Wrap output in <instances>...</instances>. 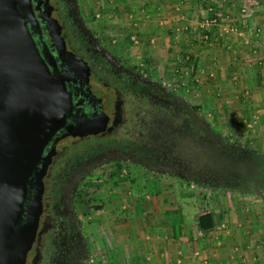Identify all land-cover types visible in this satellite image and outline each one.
<instances>
[{
  "label": "flooded vegetation",
  "instance_id": "af4514ba",
  "mask_svg": "<svg viewBox=\"0 0 264 264\" xmlns=\"http://www.w3.org/2000/svg\"><path fill=\"white\" fill-rule=\"evenodd\" d=\"M30 4V35L51 73L55 67L62 74L72 109L28 180L0 264H90L79 201L84 185L130 163L201 177L194 166L211 170L214 156L232 144L201 128L193 105L88 30L79 0Z\"/></svg>",
  "mask_w": 264,
  "mask_h": 264
},
{
  "label": "rangeland",
  "instance_id": "374dc122",
  "mask_svg": "<svg viewBox=\"0 0 264 264\" xmlns=\"http://www.w3.org/2000/svg\"><path fill=\"white\" fill-rule=\"evenodd\" d=\"M79 1L81 18L86 28L93 31L115 55L122 57L125 62L127 60L129 65L143 70V73L158 81L167 90H174L187 103L200 106L209 123L216 126L225 135L235 136L239 132L242 135L249 132L264 139V121L258 118V113L253 115V118H242L237 112L242 109V106L236 103L234 96L237 93L235 70L230 73L228 79H223V81L227 79L225 82L230 84V88H224L220 81V71L214 70L215 67L208 64V61L202 64L197 61L196 55L194 62L199 68L202 65V68L192 75L191 65L189 62L186 63L187 60H182V56H180L183 51L191 52L189 50L192 49L205 53V50L212 46L214 31H217L218 35L220 32L226 35L227 32H224V28L231 26H234L238 31V26H240L238 25L240 24L238 16L245 9H242L241 5L239 6L240 0H199L205 9V14L198 15L199 12H190L188 17L184 9L187 1L175 0L176 9L174 6H171L170 9L164 7L165 11L163 10L164 15H162L160 8L157 12L161 15H158L157 21L154 17L148 16V12L151 11L141 7L139 14L135 17L132 16L126 3L128 0ZM166 1L168 2V0ZM211 2L214 3L212 7L216 16H219V20L217 25L212 27L209 39L204 41L201 38L202 31L197 30L196 25L207 16L206 7ZM173 10L179 18L178 20L174 19L183 28L184 33L181 35H184V38L182 41L191 43L187 47L185 43L182 45L178 43L180 40L178 30L174 25H171L172 17L175 16ZM131 18L133 20L152 18L153 21L149 24H153L151 34L155 35L156 39L153 42H147L142 37L138 39L137 43H134L130 37L135 33L131 29H137L140 22L135 21L137 23L132 25L134 21H130ZM198 31L200 33L197 36ZM189 33H192L191 36L195 35V38L191 37ZM172 37H175L173 41H171ZM113 172L114 175L109 178L104 173L87 183L86 186L84 185L82 197L79 199L81 202L80 212L82 213L81 222L86 232L90 259H92L90 264H118L113 261L110 246L117 235L123 237L125 230L131 228L130 225L135 227L136 224L137 228L140 227L138 223L142 219L137 220L136 218L138 214L142 215L141 208L157 209L158 205L171 204L175 202L173 196L179 197L181 202L189 204L188 208L191 212L205 208L217 209L224 204L223 201H227L226 197H229L234 205H238L234 202L238 195L219 194L210 200H205L202 194L196 193L191 182L186 183L171 174H162L157 169L145 171L130 163L115 168ZM242 195L239 194L241 197ZM243 196L250 195L244 194ZM245 201V205L249 206L251 202L247 199ZM179 204L183 205L180 202ZM131 214L134 216H132L133 218ZM133 220L135 223L132 222ZM133 231H137L136 227Z\"/></svg>",
  "mask_w": 264,
  "mask_h": 264
},
{
  "label": "crops",
  "instance_id": "0c3cea01",
  "mask_svg": "<svg viewBox=\"0 0 264 264\" xmlns=\"http://www.w3.org/2000/svg\"><path fill=\"white\" fill-rule=\"evenodd\" d=\"M186 1L184 9L187 17L190 12L205 14L199 0ZM174 2L175 0L126 1L132 16L138 15L141 7L151 11L148 16L154 17L156 21L158 15H164V7L170 9L174 6L176 9ZM240 5L245 9L238 16V31L227 32L226 35L222 32L218 35L214 31L212 46L205 53L192 49L189 50L191 52L183 51L180 56L183 60V56L187 54L195 61L197 55V61L202 64L208 61V64L215 67L214 70L220 71V81L224 88H230L229 82L225 81L235 70L237 93L234 96L236 103L242 106L237 111L238 114L242 118H253L258 113V118L264 121V0H240ZM160 8L161 14L157 12ZM175 13L173 10L175 16L172 17L171 25L178 30V43H185L187 47L191 43L182 41L184 35L181 33L184 32L180 23L175 20L179 19ZM139 19H130L134 21L132 25L137 23L135 21L140 22L137 29H131L136 35L134 36L153 42L156 36L151 34L153 24H149L153 19ZM196 29L199 30L198 25ZM199 33L200 31L197 36ZM191 37L195 38V35ZM197 68L199 67L196 65V71H199L202 65ZM225 78L227 79L223 81ZM226 198L227 201H223L224 204L219 208L210 210L214 216V228L206 234L195 222L201 210L191 212L189 204L181 202L179 197L173 196L175 202L158 205L157 209L141 208L142 215L138 214L136 218L142 219L138 223L139 228L135 224L137 231H133L135 227L130 225L131 228L125 230L123 237L116 234L110 246L113 261L118 264H264V204L254 195H238L234 201L238 205H234L229 197ZM244 199L251 202L248 203L249 206L245 205ZM132 222L135 223L134 220Z\"/></svg>",
  "mask_w": 264,
  "mask_h": 264
},
{
  "label": "water",
  "instance_id": "95a60500",
  "mask_svg": "<svg viewBox=\"0 0 264 264\" xmlns=\"http://www.w3.org/2000/svg\"><path fill=\"white\" fill-rule=\"evenodd\" d=\"M26 20L30 0H0V263L28 180L72 109L62 74L51 73Z\"/></svg>",
  "mask_w": 264,
  "mask_h": 264
},
{
  "label": "trees",
  "instance_id": "16d2710c",
  "mask_svg": "<svg viewBox=\"0 0 264 264\" xmlns=\"http://www.w3.org/2000/svg\"><path fill=\"white\" fill-rule=\"evenodd\" d=\"M191 65V74L196 72V64L193 58L187 54L183 56ZM193 109L201 112L200 121L197 124L201 128L207 127L214 134L225 137L231 145L225 152H219L211 161L212 168L206 172L201 167L194 166L201 177L191 178L182 170L175 177L186 183L191 182L198 194H202L205 200H210L215 195H254L264 204V139L260 136L245 132L243 135L227 136L216 126L209 123L201 107L193 105ZM201 123V125H200ZM201 128L199 131L201 132ZM162 174H169L159 170ZM172 175V174H171ZM207 203V201H206ZM196 225L203 232L208 233L214 228V216L209 208L201 210L196 216Z\"/></svg>",
  "mask_w": 264,
  "mask_h": 264
},
{
  "label": "built area",
  "instance_id": "2783aa9c",
  "mask_svg": "<svg viewBox=\"0 0 264 264\" xmlns=\"http://www.w3.org/2000/svg\"><path fill=\"white\" fill-rule=\"evenodd\" d=\"M213 1H216V0H213ZM214 3H210L209 6L206 7L207 9V16L203 18V20H201L199 23H198V28L199 30L202 31V36L201 38L204 40V41H207L209 39V36H210V32L212 30V27L217 25L218 23V17L219 16H216L217 14L215 13L214 11V8L212 7ZM228 31H237L236 28H234V26H231L229 28H224V32H228ZM233 33V32H232ZM134 43H137L138 42V39L132 35L130 37ZM186 60V59H185Z\"/></svg>",
  "mask_w": 264,
  "mask_h": 264
}]
</instances>
